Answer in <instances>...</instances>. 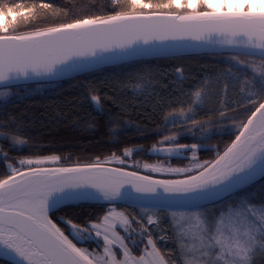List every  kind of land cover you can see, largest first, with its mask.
<instances>
[{
  "label": "snow or ice",
  "instance_id": "obj_1",
  "mask_svg": "<svg viewBox=\"0 0 264 264\" xmlns=\"http://www.w3.org/2000/svg\"><path fill=\"white\" fill-rule=\"evenodd\" d=\"M38 7L68 16L51 0L39 5L0 0V86L5 89L77 72L97 60L152 54L165 47L163 42L185 37L224 46L231 57L229 74L234 68L245 75L250 66L256 71L254 63L237 60L239 56L258 57L260 71L252 79L255 91L244 98L243 113L231 118L238 121L235 139L214 159L197 160L202 145L180 144L175 135L164 136L161 147L152 146L165 159L192 152L191 167L144 164L152 172L186 173L182 179L153 180L123 167L106 169L99 157L73 167L45 166L59 162L60 155L7 164L0 173V256L13 264H264V200L237 191L257 174L264 177V0H110L105 14L74 15L50 26H41ZM207 87L205 83L178 101L188 108L174 109L166 124L203 128L196 115ZM8 95L0 91V100ZM91 99L99 106L98 96ZM7 139L0 131V141ZM11 140L13 148L27 145L19 135ZM133 151L125 148L124 157ZM0 159L9 160L2 144ZM109 160L126 163L115 153L105 163ZM101 199L109 205L103 216L83 223L65 219L73 239L50 215L72 201ZM117 201L143 211L129 217L112 206ZM89 238L96 241L94 251L74 243ZM168 239L175 245L174 257L162 253L164 245L157 247V240Z\"/></svg>",
  "mask_w": 264,
  "mask_h": 264
},
{
  "label": "trees",
  "instance_id": "obj_2",
  "mask_svg": "<svg viewBox=\"0 0 264 264\" xmlns=\"http://www.w3.org/2000/svg\"><path fill=\"white\" fill-rule=\"evenodd\" d=\"M39 5L42 0H28ZM46 2V0H43ZM68 11L59 16L51 15V10L37 8L41 26H50L75 16L105 14L110 0H51ZM252 67L242 75L233 68L229 74L231 60L226 51H206L201 53L165 55L140 58L132 61L108 65L64 80H44L22 82L12 85L18 93L0 100V131L7 140L0 141L2 151L9 160L0 159V173L7 164L16 166L21 158L37 155H60L59 162L47 163V167H66L87 164L100 158L103 165L123 167L138 173L164 178L179 179L178 173L159 172L154 174L144 164L167 167H186L192 161V152L181 158L164 156L150 152L164 136L175 135L178 143L202 145L196 150V159L203 162L212 160L222 153L235 139L237 128L231 118L243 113L247 106L244 99L249 91H255L252 79L259 76L258 57L239 56ZM235 63V61H232ZM177 69H181L177 72ZM239 77V79H237ZM247 81V84H245ZM207 84V95L200 105L196 119L204 124L192 126L166 124L165 117L180 107L188 108L178 101H186L187 93L195 92ZM2 88V87H0ZM242 89H245L242 91ZM96 95L99 106L92 101ZM225 115L222 117L220 112ZM186 114H189L186 112ZM19 135L27 141L22 149L10 147L11 138ZM132 148L133 154L124 157L123 150ZM115 153L126 160L120 165L116 160L105 163ZM138 165V166H137ZM241 195L260 201L264 200V177L237 190ZM117 210L132 217L143 210L136 204L116 202ZM107 202L84 201L65 204L50 214L54 222L73 239L65 219L75 223L95 220L108 210ZM161 216L164 214L161 213ZM163 226V225H162ZM151 227V226H149ZM171 236V232L166 229ZM121 234H123L121 230ZM157 235H153L156 240ZM78 247L96 250V241L76 240ZM164 245V247H161ZM166 257L175 256L172 239L157 240ZM0 264H13L0 257Z\"/></svg>",
  "mask_w": 264,
  "mask_h": 264
},
{
  "label": "water",
  "instance_id": "obj_3",
  "mask_svg": "<svg viewBox=\"0 0 264 264\" xmlns=\"http://www.w3.org/2000/svg\"><path fill=\"white\" fill-rule=\"evenodd\" d=\"M157 43H161V42H157ZM163 43H164L165 47L162 48L160 51L152 53V54H145V55H131L130 54V55H127V56H120V57H117V58H114V59L97 60L94 63L89 64L87 67H85L82 70L77 71V72H68V73H64V74L58 75L56 77L48 78V79H43V80L34 79V80H29V81H21L19 83L31 82V81H44V80H64V79H67V78H71V77L83 74L85 72H89V71H92V70H95V69L106 67L108 65L124 63V62L132 61V60L140 59V58L158 57V56H165V55L192 54V53H201V52H206V51H224L223 50L224 46H222V45H219V44L207 45L203 41L192 40L189 37H185L183 40L165 41ZM106 55H109V54H106ZM0 87H3V86H0ZM50 167H52V166H50ZM66 167H73V166H66ZM103 167L104 168L105 167H107V168H115V166H111V165H103ZM125 171L131 172V170H127V169H125ZM138 174L140 176L146 175V174H142V173H138ZM148 176H150V175H148ZM150 177L153 180L164 179V178H159V177H154V176H150ZM260 178H258V179H260ZM127 179H132V178H127ZM179 179H182V178H179ZM125 187H130V185L126 183ZM86 201L106 202L103 199H101V200H86ZM77 202H84V201H72V202H69L67 204L77 203ZM117 202L126 203L124 201H117ZM129 204H132V203L129 202ZM0 257L3 258V259H6L8 261L13 262L10 257H6V256H0Z\"/></svg>",
  "mask_w": 264,
  "mask_h": 264
},
{
  "label": "rangeland",
  "instance_id": "obj_4",
  "mask_svg": "<svg viewBox=\"0 0 264 264\" xmlns=\"http://www.w3.org/2000/svg\"><path fill=\"white\" fill-rule=\"evenodd\" d=\"M0 91H7V92L9 93V95H8V97H7L6 99L15 96V95L18 93V91H17L16 89L11 88V87L8 88V89H5L4 87H2V88H0ZM3 100H4V99H3ZM164 146H168V145L166 144V145H164ZM157 147H161V145L158 144ZM151 150H152V148L150 149V152L153 153ZM154 154H156V153H154ZM109 162H110V160H109ZM49 163H52V162H49ZM191 163H192V161H191L186 167H191ZM161 173H164V172H161ZM154 174H159V172H154ZM178 174H179V175H178L179 177H181V176H183V175H186V173H178ZM116 211H118V212H122V211L117 210V209H116Z\"/></svg>",
  "mask_w": 264,
  "mask_h": 264
},
{
  "label": "bare ground",
  "instance_id": "obj_5",
  "mask_svg": "<svg viewBox=\"0 0 264 264\" xmlns=\"http://www.w3.org/2000/svg\"><path fill=\"white\" fill-rule=\"evenodd\" d=\"M112 166V165H111ZM106 169H110V168H107V167H105ZM261 176L259 175V174H257V176L255 177V179L252 181V182H254L255 180H257L258 178H260ZM251 182V183H252ZM249 185V184H248ZM246 186V185H245ZM244 187V186H243ZM241 189V188H240Z\"/></svg>",
  "mask_w": 264,
  "mask_h": 264
}]
</instances>
